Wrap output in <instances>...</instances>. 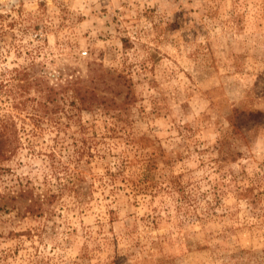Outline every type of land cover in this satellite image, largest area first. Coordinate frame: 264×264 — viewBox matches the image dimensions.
<instances>
[{"label": "rangeland", "instance_id": "1", "mask_svg": "<svg viewBox=\"0 0 264 264\" xmlns=\"http://www.w3.org/2000/svg\"><path fill=\"white\" fill-rule=\"evenodd\" d=\"M8 113L0 264H264V0H0Z\"/></svg>", "mask_w": 264, "mask_h": 264}, {"label": "trees", "instance_id": "2", "mask_svg": "<svg viewBox=\"0 0 264 264\" xmlns=\"http://www.w3.org/2000/svg\"><path fill=\"white\" fill-rule=\"evenodd\" d=\"M56 93L57 92L53 86L49 87V94L47 96L48 100L54 101L56 99ZM77 93L83 103L90 102L89 98L84 95L85 93L81 94L79 91ZM19 135V129L17 128L16 121L14 120V114L8 113L2 115L0 117V159H5L7 152L14 153L20 143ZM68 177H70L69 180L72 181L74 179V174L69 175ZM22 191H27V188L23 187Z\"/></svg>", "mask_w": 264, "mask_h": 264}]
</instances>
